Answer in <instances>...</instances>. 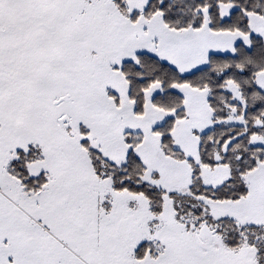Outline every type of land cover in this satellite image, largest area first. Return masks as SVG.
Listing matches in <instances>:
<instances>
[{
    "label": "snow or ice",
    "instance_id": "6c2138e0",
    "mask_svg": "<svg viewBox=\"0 0 264 264\" xmlns=\"http://www.w3.org/2000/svg\"><path fill=\"white\" fill-rule=\"evenodd\" d=\"M0 264H264V0H0Z\"/></svg>",
    "mask_w": 264,
    "mask_h": 264
}]
</instances>
